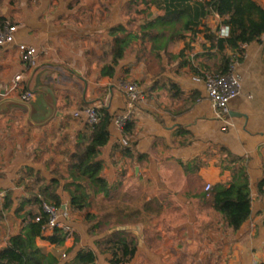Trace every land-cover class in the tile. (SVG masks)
<instances>
[{"label": "crops", "instance_id": "obj_1", "mask_svg": "<svg viewBox=\"0 0 264 264\" xmlns=\"http://www.w3.org/2000/svg\"><path fill=\"white\" fill-rule=\"evenodd\" d=\"M121 1L0 0V25L16 27L14 41L0 47V93L10 98L33 94L29 109L12 104L0 109V249L9 235L21 231L24 213L37 208L28 198L41 181L25 184L26 170L46 179L62 173L66 148L85 124L74 113L92 106L120 114L127 109L120 85L134 82L143 99L133 107L132 134L123 138L111 121L110 139L100 155L109 195L143 193L139 203L128 204L149 207L138 222L124 227L138 242L129 264H264V193L258 191L264 161V35L259 43L242 46V59L234 67L240 94L228 103L227 116L218 119L204 84L193 78L216 62L212 40L205 37H218L220 18L214 14L205 20L195 41L187 37L169 46V53L183 51V57L166 63L161 76L177 89L151 88L153 75L137 61L131 48L135 41L113 78L100 75L112 57L110 29L131 18ZM18 44L36 49L35 67L28 70L22 63ZM122 139L129 142V151L119 146ZM221 151L246 164L250 214L235 232L208 205L204 191L207 184L231 181L230 172L218 165ZM6 192L12 203L4 209ZM59 194L68 212L63 222L78 243L70 253L73 244L67 240L55 246L36 239V246L62 261L90 247L95 264H108V255L94 249L93 242L110 231L88 237L85 213H70L67 193ZM97 202L106 204L107 199L98 195Z\"/></svg>", "mask_w": 264, "mask_h": 264}, {"label": "trees", "instance_id": "obj_2", "mask_svg": "<svg viewBox=\"0 0 264 264\" xmlns=\"http://www.w3.org/2000/svg\"><path fill=\"white\" fill-rule=\"evenodd\" d=\"M137 5L144 7L138 9ZM126 7L129 9L134 7L135 16L143 15V20L136 28L134 17L125 24L110 29L109 33L114 40L109 46L112 57L102 66L100 75L113 78L120 60L135 41L137 61H141L146 72L153 75L151 88L161 85L177 89L174 83L163 80L161 76L166 63L183 57V51L177 56L169 53V46L175 40L187 37L190 42L195 41L201 33L199 27H204L203 22L214 14L220 18L221 24L228 28V35L226 37L206 35L205 40H212L211 48L215 50L216 62L211 68H207V71L196 76L227 75L233 64L241 61L242 46L259 43L264 35V2L258 0H130ZM152 7L157 11L155 16L150 11ZM2 26L4 25H0ZM96 112L97 122L92 125L85 123L69 142L64 155L65 161H60L63 164L62 173L53 172L50 174L51 177L46 179L28 168L23 174L25 184L28 180L41 181L37 191L28 198V202L33 201L37 208L35 211L25 212L21 231L7 237L6 246L0 249V264L96 263V254L90 247L81 248L73 257L62 261L43 254L36 246V239L46 240L55 246H62L66 240L64 231L59 228H48V217L43 212L44 205L61 210L63 200L59 190L68 195L70 213L84 212L83 220L97 221L93 223V228L107 226V231L110 232L103 238L95 240L93 245L101 254L108 255V264H129L134 258L138 242L124 227L138 222L149 207L144 204L130 205L124 201L123 196L109 195L107 181L101 175L100 155L110 139L112 115L105 107L97 108ZM133 128L134 121L131 118L122 128L123 138L129 137ZM119 146L123 150H130L128 141L127 145L119 143ZM221 152L224 156L220 158L218 165L222 171L230 172L231 181L228 185L218 184L211 187L207 193V201L214 211L222 215L227 227L235 232L250 214L246 164L243 158L232 157L227 151ZM261 170L262 179L258 184V191L264 193V161ZM98 195H103L107 203L99 205ZM3 200V208H9L12 203L11 193L6 192ZM97 211L103 212L98 219ZM35 217H39L38 222H34ZM134 217L135 220H132ZM88 232L93 235V232ZM77 243L76 238L68 253L72 252Z\"/></svg>", "mask_w": 264, "mask_h": 264}, {"label": "built area", "instance_id": "obj_3", "mask_svg": "<svg viewBox=\"0 0 264 264\" xmlns=\"http://www.w3.org/2000/svg\"><path fill=\"white\" fill-rule=\"evenodd\" d=\"M15 31L16 27L9 24L0 27V47L11 44L14 41ZM227 35L228 28L226 26L220 27L218 37H226ZM17 50L22 63L28 70L35 67L37 51L33 46L18 44ZM237 64L238 63L235 62L230 72L225 76L204 74L203 77L196 76L193 78L194 81L202 82L204 84L206 98L218 119L227 116L229 111L228 103L240 94V78L234 71V67ZM19 78L20 77H16V80H19ZM120 88L126 98L127 109L120 114L112 115V122L118 129L122 130L127 121L132 118L133 107L143 99V93L140 87L134 82L121 84ZM13 89H15V85ZM18 98L24 101H30L33 98V94L30 92L22 93ZM73 116L75 118H83L85 123L90 125L95 124L98 120L96 108L92 106L85 107L81 111L75 112ZM120 143L122 145H127L125 139H122ZM210 190L211 186L208 184L205 185L204 191L209 193ZM43 212L48 217V228L61 229L66 233V240H69L72 234V229L69 225L63 222V220L68 219V212L65 211V209L58 210L47 205L43 206ZM38 221L39 217H35L34 222Z\"/></svg>", "mask_w": 264, "mask_h": 264}, {"label": "rangeland", "instance_id": "obj_4", "mask_svg": "<svg viewBox=\"0 0 264 264\" xmlns=\"http://www.w3.org/2000/svg\"><path fill=\"white\" fill-rule=\"evenodd\" d=\"M122 1H125L124 3L122 2ZM121 1V3H122V5H123V7L124 8H126V5H127V2L128 1H130V0H122ZM259 2H264V0H258ZM144 6L143 5H137V8L138 9H142ZM128 9V12H130L132 15L130 16L131 18H130V20H132V19H134V17H136L135 19V21H136V23L134 24V27L136 28L137 27V25L143 20L142 19V17H144L143 15H140V16H135V14L133 13L134 12V7H132V8H127ZM151 13H153V15L155 16L156 14H157V11H156V9L154 8V7H152L151 8ZM123 16V15H122ZM141 17V18H140ZM124 19V18H123ZM129 20V21H130ZM126 21H128V20H126ZM133 46V45H132ZM135 46H136V44L133 46V47H131V48H133L134 49V54H136V48H135ZM132 52H131V50H130V54H131ZM133 54V55H134ZM143 196V193H139V194H137V195H131V196H129V197H125V199H124V201L126 202V203H132V202H135V201H137V203H139V200L141 199V197ZM99 212L97 211L96 212V214H97V219L99 218V217H101L100 216V214H98ZM134 219H135V217H134ZM132 220H133V218H132ZM95 222H97L96 220L95 221H92V222H86L85 220H83V223H84V225L87 227V229H88V231H91V232H93V235L91 236L89 233L90 232H86L87 233V235H88V237H90V238H92V239H95V238H97V236H100L103 232H105V231H107V226L106 225H100L99 227H97V228H93V223H95ZM126 231H128V230H126ZM131 234V233H130ZM132 235V234H131ZM74 240H76V236H75V233L72 231V234H71V237H70V239L69 240H67V241H70V243H72L73 244V242H74Z\"/></svg>", "mask_w": 264, "mask_h": 264}, {"label": "water", "instance_id": "obj_5", "mask_svg": "<svg viewBox=\"0 0 264 264\" xmlns=\"http://www.w3.org/2000/svg\"><path fill=\"white\" fill-rule=\"evenodd\" d=\"M31 101V100H30ZM30 101H24L19 98H10V97H5V92L0 93V109L5 106V105H16V106H21L29 109V103ZM61 209H65V205L62 206Z\"/></svg>", "mask_w": 264, "mask_h": 264}, {"label": "clouds", "instance_id": "obj_6", "mask_svg": "<svg viewBox=\"0 0 264 264\" xmlns=\"http://www.w3.org/2000/svg\"><path fill=\"white\" fill-rule=\"evenodd\" d=\"M225 32H226V30H225Z\"/></svg>", "mask_w": 264, "mask_h": 264}]
</instances>
